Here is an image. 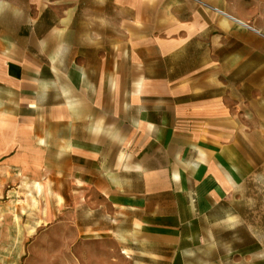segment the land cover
<instances>
[{"label":"crops","instance_id":"obj_1","mask_svg":"<svg viewBox=\"0 0 264 264\" xmlns=\"http://www.w3.org/2000/svg\"><path fill=\"white\" fill-rule=\"evenodd\" d=\"M255 96L264 0H0V264H264Z\"/></svg>","mask_w":264,"mask_h":264},{"label":"rangeland","instance_id":"obj_2","mask_svg":"<svg viewBox=\"0 0 264 264\" xmlns=\"http://www.w3.org/2000/svg\"><path fill=\"white\" fill-rule=\"evenodd\" d=\"M254 125L253 127L243 128V130H253L255 138L257 140L256 145L259 148L261 157L257 159V170L248 183L246 189L243 191L246 211L252 216L264 217V125L261 126L262 118H264V112L262 111L261 102L256 101L254 103ZM261 220V219H260ZM49 241V242H48ZM57 242V244H56ZM46 251H50L44 255H41V263L43 264H68L69 254L68 251L63 249V244L58 240H45L43 243ZM37 259L38 256H35Z\"/></svg>","mask_w":264,"mask_h":264}]
</instances>
